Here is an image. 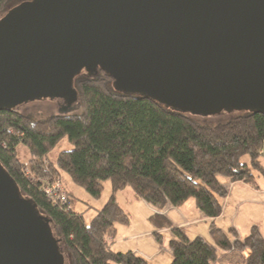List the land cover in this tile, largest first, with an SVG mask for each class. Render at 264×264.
Here are the masks:
<instances>
[{
	"label": "water",
	"instance_id": "water-1",
	"mask_svg": "<svg viewBox=\"0 0 264 264\" xmlns=\"http://www.w3.org/2000/svg\"><path fill=\"white\" fill-rule=\"evenodd\" d=\"M97 68L191 116L264 113V0H30L0 21V110L67 112L73 78ZM50 223L0 166V264H66Z\"/></svg>",
	"mask_w": 264,
	"mask_h": 264
},
{
	"label": "trees",
	"instance_id": "trees-1",
	"mask_svg": "<svg viewBox=\"0 0 264 264\" xmlns=\"http://www.w3.org/2000/svg\"><path fill=\"white\" fill-rule=\"evenodd\" d=\"M9 2L0 0V9ZM112 83L103 69L91 75L80 72L73 78L78 103L67 112L37 117L15 108L0 110V166L19 194L51 220L68 264H150L129 251L109 249L116 225L129 220L116 201V193L124 188L157 208L167 203L179 206L192 198L212 219L209 233L214 244L247 248L243 264H264V237L255 225L241 241L230 227L227 232L235 238L229 243L213 222L225 196L221 176L256 187L253 171L264 175L259 164V157H264V113L237 112L225 120L200 121L150 97L121 93ZM63 136L71 148L58 151ZM19 143L29 154L25 162L16 154ZM53 148L56 155L50 159ZM63 171L93 198L100 196L104 181L110 183V195L87 223L82 213L71 210L69 196L64 205L52 204L41 190L60 180ZM149 221L170 227L176 235L168 242V264L217 260L214 245L201 237L189 241L164 216L152 215Z\"/></svg>",
	"mask_w": 264,
	"mask_h": 264
},
{
	"label": "crops",
	"instance_id": "crops-1",
	"mask_svg": "<svg viewBox=\"0 0 264 264\" xmlns=\"http://www.w3.org/2000/svg\"><path fill=\"white\" fill-rule=\"evenodd\" d=\"M261 159L264 157H259V164ZM220 178L225 196L221 199L220 214L213 219L215 227L226 235L229 243L230 239L235 238L233 234L227 233L230 227L240 241L248 235L252 225L264 237V187L260 190L249 187L241 180ZM116 200L129 220L127 225H116L114 237L108 242L109 249L115 252L129 251L150 264H168L172 259L168 242L175 239L176 235H173L170 227L150 223L152 215H159L164 216L189 241L201 237L206 243L214 245L218 255L217 264H243L247 256V248L224 249L214 244L209 233L212 219L197 208L192 198L179 206L167 203L163 208H157L137 199L130 188H124L116 193Z\"/></svg>",
	"mask_w": 264,
	"mask_h": 264
},
{
	"label": "rangeland",
	"instance_id": "rangeland-1",
	"mask_svg": "<svg viewBox=\"0 0 264 264\" xmlns=\"http://www.w3.org/2000/svg\"><path fill=\"white\" fill-rule=\"evenodd\" d=\"M25 2H27V1L26 0H10V2L8 4H6L2 9H0V21L2 18L7 16L12 11L21 9L22 6L25 4ZM75 104L76 103H74V105ZM63 106H64L63 100L60 98L59 99L37 98V99L27 100L26 102L17 105L15 109H17L18 111H21L23 113H26V114L31 113V114L38 117V115L39 116H46L49 114H60L62 112H65V108ZM71 111H74V110L71 109ZM236 113H237L236 111L224 110V111H222V113H215L214 115H206V116L194 115V116L197 117L200 121L205 120L208 122H214L216 120H225L226 118L234 116ZM58 142L59 143L56 145L58 151L62 150V149L71 148V145L69 144V141H67L66 136H63L61 138V140ZM16 154H18V157L24 162L27 161V159L29 157V154H27L25 147L21 143L17 144ZM55 155H56L55 148H53L51 151V154L49 155L50 159H53ZM242 159H243V161H247L248 157L244 156ZM260 165H262L264 167V159H261ZM60 174H61L60 175L61 185H63V187L65 186L64 188L66 191H68V193H69L68 196L71 199L69 207L71 208V210L73 212L76 211V212L82 213V216L84 217L85 223H87V221H89L91 216L94 214V211L97 208H99L100 206H102V204L107 200L108 196L110 195V183L108 182V180L104 181L100 196L97 198H93L82 187H80L79 185H76L75 183H72L69 176L64 171L60 172ZM253 176L255 177L254 179H255L256 187H254L252 185H250V186L253 188H258L260 190L263 189V187H264V176H262V174H259L256 171H253ZM221 177H223V176H221ZM127 189H129V188H127ZM120 201H121V199H120ZM236 238H237V236H236ZM230 241L232 242L231 239H230ZM230 248L234 249L233 245ZM65 262H66V264L69 263L67 254L65 257ZM211 264H217L216 260H214Z\"/></svg>",
	"mask_w": 264,
	"mask_h": 264
},
{
	"label": "built area",
	"instance_id": "built-area-1",
	"mask_svg": "<svg viewBox=\"0 0 264 264\" xmlns=\"http://www.w3.org/2000/svg\"><path fill=\"white\" fill-rule=\"evenodd\" d=\"M41 190L52 204L64 205L68 200V193L58 179L42 185Z\"/></svg>",
	"mask_w": 264,
	"mask_h": 264
}]
</instances>
